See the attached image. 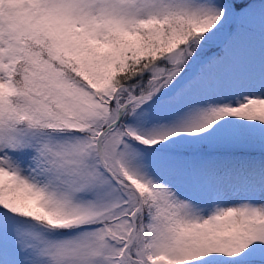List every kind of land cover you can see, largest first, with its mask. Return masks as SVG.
Returning <instances> with one entry per match:
<instances>
[{"label": "snow or ice", "instance_id": "obj_1", "mask_svg": "<svg viewBox=\"0 0 264 264\" xmlns=\"http://www.w3.org/2000/svg\"><path fill=\"white\" fill-rule=\"evenodd\" d=\"M0 264H264V0H0Z\"/></svg>", "mask_w": 264, "mask_h": 264}]
</instances>
